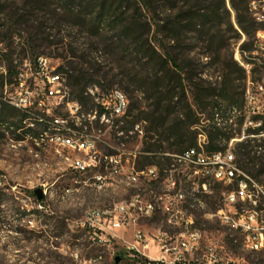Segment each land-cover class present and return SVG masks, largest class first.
Masks as SVG:
<instances>
[{
	"label": "trees",
	"instance_id": "16d2710c",
	"mask_svg": "<svg viewBox=\"0 0 264 264\" xmlns=\"http://www.w3.org/2000/svg\"><path fill=\"white\" fill-rule=\"evenodd\" d=\"M229 1L236 13L237 25L249 38L241 45L242 53L249 52V57H253L251 52L257 33L264 26L253 18L252 0ZM76 28L89 37L103 36L100 43L115 57L120 72L104 71L89 52L74 45L75 41L71 42L68 52L59 55L67 65L59 66L58 70L66 75L69 86L74 87L75 94L71 93V96L80 102V107L87 106L90 101L93 104L89 110L96 106L86 91L97 84L98 77L107 80L100 83L102 90L118 83L129 94L130 106L122 118L121 129L129 133L136 124L142 123L145 129L142 151L155 153L142 156L143 160L137 161L139 167L163 166L169 160L159 153H179L196 147L199 132L194 127H199L209 108L211 115L206 119L210 123L205 127L208 151L225 150L227 144L242 133L241 127L232 131L221 125L229 124V108H241L236 106L238 102L231 86L221 88L217 93L215 83L193 65L196 59L183 53L188 38L213 48L219 45L226 31H234L240 37L227 0H22L20 4L15 0H0V42L8 41L9 47L0 48V62L5 63L6 70V73H0V136L11 130L19 140L22 136L17 131L20 129L35 137L43 136L47 131V128H41L45 125L41 121L45 114L38 113L37 121L10 104L3 94L6 85L14 82L20 73L14 59L16 39L26 44L23 52L30 48L36 59L42 53L38 51L37 43L49 41L53 29H58L56 35L65 39L62 32H69L71 37V30ZM227 67L245 72L232 57ZM226 95H229L231 105L222 108L217 96ZM234 116L236 118L237 114ZM260 118V127L249 129V135L264 133V115ZM28 124H35L36 128ZM223 141L225 146H222ZM263 147L264 138H247L237 143L235 155L239 167L246 169L244 162L248 159L253 167L259 166L260 173L264 172V154L251 155L261 154ZM244 180L249 182L245 177ZM131 262L142 264V261Z\"/></svg>",
	"mask_w": 264,
	"mask_h": 264
},
{
	"label": "rangeland",
	"instance_id": "374dc122",
	"mask_svg": "<svg viewBox=\"0 0 264 264\" xmlns=\"http://www.w3.org/2000/svg\"><path fill=\"white\" fill-rule=\"evenodd\" d=\"M15 1L20 4L22 0ZM227 7L240 37L234 31H226L224 38L219 40V45L213 48H208L206 44L198 42L194 38H188L184 43L183 53L186 57L196 60L202 57L201 61L195 60L193 62V65L198 69L197 71H202L205 78L211 79L215 83L218 89L217 93L221 88L231 86L238 102L236 106L243 107L245 103L244 93L247 88V73H242L236 67L228 69L227 62L231 57L237 61L238 49L249 38L237 25L236 13L229 0H227ZM57 30H52L53 36L49 41L37 43L38 51L42 52L40 55L53 59L51 65L66 66L67 61L59 55L68 52L71 42L75 41L74 45L78 46L81 51L89 52L93 59L98 60L104 71L111 70L112 74L120 72L115 57L100 43L103 36L89 37L87 33L76 28L71 30V37L68 36L69 32L63 31L62 35L66 37L63 39L56 35ZM25 46V43L20 42L18 38L16 39L14 59L15 63H18L20 71L26 70L23 65L26 59H35L30 48L27 47L26 52H23ZM0 48L8 49V41L0 42ZM243 55L248 63H251L250 61L256 62L257 66L253 68L251 78L256 84L264 87V67H260L257 61H254L257 54H254L253 57H249V52ZM3 65L5 63L0 62V66ZM86 66L88 67V65ZM240 67L242 66L240 65ZM104 82L106 83L107 80L98 77V85ZM16 88V80L6 85L3 93L6 99L15 95ZM114 88L126 92L118 83L111 85L106 92ZM70 91L73 95L75 94L74 87L70 86ZM127 95L130 99L129 94ZM259 96L264 101V91H260ZM217 97L220 107L231 105L229 95ZM92 104L93 102L90 101L87 106H81V112L85 113V108L89 110ZM48 109H50L51 114H47ZM231 111L232 107L228 109V115L236 124L229 119L231 120L229 124L222 123L221 125L224 126L225 130L232 131L241 127L242 133L233 138L227 144L226 149L235 153L237 143L244 139L264 138V133L249 135L248 130L252 128H246L244 120L239 117L235 120L234 115L236 114ZM38 113L46 114V116L55 115L56 117L66 114L67 107L66 105L56 106L55 103L49 101L47 106L40 107L38 105ZM210 115L211 108L207 109L202 117L198 129L199 134L206 136L205 127L210 123L206 118ZM25 125L27 128V124ZM99 126L100 124L92 129V132L99 136L98 155L102 156L114 151L112 147L116 149L120 144L116 137L115 127L106 126L100 131ZM44 127L41 128L46 129L45 125ZM17 133L22 136L19 140L16 139L11 130L5 131L4 136H0V264H79L80 261L87 264H136L131 262L136 259H124L120 263H116L115 255H124L125 243L121 240L101 243V238L95 235L93 230L83 228L81 222L93 210L113 209L121 204H129L137 192L143 195L148 192L149 196L150 190H160L159 184L151 183L146 185L145 189V183L139 182L134 186L131 179L126 178L122 183L94 186V175L79 174L69 166L68 156L82 157L83 154L53 144L50 140L51 131H49V137H41L40 135L35 137L30 133L23 132V129L18 130ZM199 134L198 137H200ZM80 137L87 139L82 135H72L75 140ZM124 141V145H120V147L123 151V173H126L134 162V152L143 149V142L137 134L133 136L130 134V137ZM207 145L208 140H206L205 146ZM225 145L226 143L223 141L222 146ZM255 154L263 155L264 147L261 154L252 153L251 155ZM244 164L246 169L242 170L246 173V178L249 182L253 180L258 185L257 188H254L253 183H251L249 187L251 190H255V198L259 205L264 208V172L260 173L259 166L253 167L248 159L245 160ZM231 186L232 189L238 187L236 182ZM38 188H42L44 191L41 200L35 193ZM232 189L223 184L213 185V194L209 199L208 211L223 205L224 193ZM244 205L245 209L256 207V204H251L249 200ZM196 217L201 228L207 231L211 239L219 240L226 246L227 261L236 264H264V249L261 251L244 250L239 242L233 241L232 236L228 235V231L221 226L216 217H207L205 211H197ZM151 219L152 222L149 221L147 225H141L139 228L144 231L154 230L153 222H161L162 227L166 228L163 216L158 215ZM118 234L125 235L129 242L134 241L132 229L127 234L119 230ZM234 236L237 237V235ZM147 252L154 257L159 256L154 243L152 249ZM76 253L79 255L78 259L75 257ZM137 264L140 263L137 262Z\"/></svg>",
	"mask_w": 264,
	"mask_h": 264
},
{
	"label": "built area",
	"instance_id": "2783aa9c",
	"mask_svg": "<svg viewBox=\"0 0 264 264\" xmlns=\"http://www.w3.org/2000/svg\"><path fill=\"white\" fill-rule=\"evenodd\" d=\"M250 11L255 21L264 26V0H252ZM259 33H264V29L257 33L255 49L252 50L255 55L257 52H264V43L259 42ZM52 60L44 55L34 60L26 59L23 63L26 70L20 71L16 78V93L9 99L16 100L21 110H38V105L47 106L49 101L56 106L66 105L67 113L56 116V120L74 123L78 135L89 137V144L62 141L56 132H51L50 140L59 147L83 154L82 157L68 156L69 166L79 174L94 175V186L122 183L126 178H135V182L145 183V189L150 182H159L162 186L159 201H151L148 197V205H141V197L136 195L131 207H114L104 213L90 212L81 222L83 228L93 230V233L101 238V243L111 240L123 241L125 251L122 259H136L142 261V264H236L226 260V246L219 240L211 239L206 230L195 224V217L192 220L180 219V193L182 186H191L196 200L203 202L207 201V195L211 194L206 192V184L231 186L237 181V189L224 193L223 202H227V209H220L219 223L224 229L225 225L235 226V233H228L229 236L240 235L241 240L257 243L259 251L264 249V208L255 198V190L249 187L251 183L254 188L258 185L253 180L244 181L246 173L239 167L232 150L208 151L205 147V137L197 136V142H203V150L189 148L179 153H159L158 155L166 157L169 163L144 167L137 165L138 158L142 159V156H152L155 153L136 151L129 171L123 173V151L120 145H124V140L129 138L130 134H137L141 139L145 135L142 123L136 124L129 133L121 129L122 118L130 106L128 95L119 88L106 92L97 84L91 85L86 94L93 99L96 106L91 110L85 108V113H78L80 102L72 99L66 75L59 72V67L51 65ZM236 60L245 69L248 78L244 94L245 108L237 110V117L244 120L246 128L257 129L260 127V117L264 115V101L259 96L264 87L252 80L251 73L257 65L242 59L241 48L237 51ZM4 72L6 73L5 68L0 66V73ZM47 112L51 114L50 109ZM99 124L100 131L106 126L115 127L116 135L121 141H118V148L112 147L114 151L102 156L98 155L99 136L92 132ZM44 136L49 137V132H45L41 137ZM247 200L256 204V211L245 212L244 204ZM155 203L164 204V215H169L174 221V228H164L161 222H153L154 230L144 231L139 228L141 225H147L149 221L152 222L151 212L154 211ZM156 225L158 227H155ZM130 229L133 232V242L127 241L125 235L118 234L119 230L127 234ZM153 243L159 253L158 257L147 252L152 249ZM75 257H79L78 253Z\"/></svg>",
	"mask_w": 264,
	"mask_h": 264
},
{
	"label": "bare ground",
	"instance_id": "6f19581e",
	"mask_svg": "<svg viewBox=\"0 0 264 264\" xmlns=\"http://www.w3.org/2000/svg\"><path fill=\"white\" fill-rule=\"evenodd\" d=\"M259 42L264 43V33H259ZM242 59H244L243 53H242ZM254 61H257V63L260 66L264 67V52H257V56L254 57ZM250 62L252 63V61ZM7 101L10 104L19 108V105L17 104L16 100L8 99ZM244 108H245V103L243 107H241V109H244ZM237 110L238 108L233 107L231 112H233L234 114H237ZM22 111L27 113L30 117L37 119L38 121V110L37 109L27 108V109H22ZM78 113H82L79 105H78ZM262 114H264V105L262 106ZM41 121L45 123V126L47 128V131L45 132H49V131L56 132L57 137L61 138L62 141L78 142L79 144H89V137H87V139L80 137L76 140L72 138V135H77L78 131H77L76 126H73L71 123L64 122L62 120H56L55 116H50V115L46 116V114L45 116L41 118ZM261 123L262 121L260 120V125ZM28 126L35 127V124H28ZM194 128L199 129L198 126ZM199 135L200 137H205V144H206V140H208L207 137L203 134H199ZM82 136H85V135H82ZM191 149L203 150V142H198V145ZM244 177L246 178L245 174H244ZM130 179H131L132 185L134 186H136L139 183V182H135V178H130ZM151 183H158L160 190H157V191L154 189L150 190L149 196L143 195L142 193L137 192L133 196L129 204H121L117 207L133 206V199H135L136 195H138V197H141V205H148V197L150 198L151 201H159L160 197L162 196V186L159 182H150V184ZM213 185L214 184H206V192L211 193V194L207 195V201H203V202L196 200V194L192 190L191 186H182V193H180V219L192 220V218L195 217V224H197L196 212L205 211L207 217H216L219 220L220 209H227V202H223V205L217 206L216 209L211 210L210 212L208 211V208L210 206L209 199L213 194ZM108 209L93 210L92 212L93 213H104ZM254 211H256V207L252 209H245V212H254ZM158 215L163 216L166 228H174V221L169 217V215H164V204L163 203H155L154 211L151 212V218H154ZM225 229L228 231V233H235L234 225H225ZM232 238L234 239V241L239 242L241 247L244 250L259 251L258 244L251 242V240H241L240 235H237V237L233 235ZM76 259H78V257H76ZM79 264H82V262L80 261Z\"/></svg>",
	"mask_w": 264,
	"mask_h": 264
},
{
	"label": "water",
	"instance_id": "95a60500",
	"mask_svg": "<svg viewBox=\"0 0 264 264\" xmlns=\"http://www.w3.org/2000/svg\"><path fill=\"white\" fill-rule=\"evenodd\" d=\"M35 193H36V195H37L39 200H41L43 198V196H44V191H43L42 188L36 189ZM121 260H122V257L120 255H116L115 262L116 263H120Z\"/></svg>",
	"mask_w": 264,
	"mask_h": 264
}]
</instances>
